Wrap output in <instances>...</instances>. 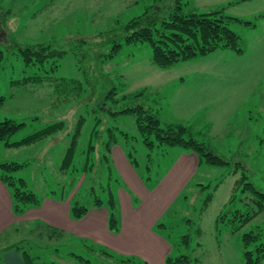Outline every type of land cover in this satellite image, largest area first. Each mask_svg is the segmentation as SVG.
I'll return each instance as SVG.
<instances>
[{
	"label": "rangeland",
	"instance_id": "obj_1",
	"mask_svg": "<svg viewBox=\"0 0 264 264\" xmlns=\"http://www.w3.org/2000/svg\"><path fill=\"white\" fill-rule=\"evenodd\" d=\"M181 2L185 12L224 7L253 20L231 23L245 53L218 49L162 68L147 42H126L122 27L131 18L150 5L169 17L177 0H0V121L24 122L10 141L63 123L31 144L0 142V162L22 163L11 174L40 198L16 211L15 185L0 179V264H17L25 250L54 264H245L243 233L264 231V210L234 230L242 222L235 211L259 210L246 183L264 192V0ZM40 43L65 51L45 67L52 77L81 81L80 94L75 85L58 95L50 81L12 85L38 71L25 65L20 47ZM138 104L156 109L163 125L191 126L224 162L155 136L146 142L135 113L123 111ZM48 201L61 207V224L43 216ZM79 204L88 210L75 217ZM181 255L190 261L179 262Z\"/></svg>",
	"mask_w": 264,
	"mask_h": 264
},
{
	"label": "trees",
	"instance_id": "obj_2",
	"mask_svg": "<svg viewBox=\"0 0 264 264\" xmlns=\"http://www.w3.org/2000/svg\"><path fill=\"white\" fill-rule=\"evenodd\" d=\"M235 21L255 26L252 21L226 14L224 7L208 12H185L181 0H177L169 13V17H162L159 9L154 8V5H150L145 12L131 18L123 25L122 35L128 43L147 42L152 48L154 63L162 68H167L181 61L205 56L218 49H231L239 54L244 53L245 47L242 37L231 26V23ZM119 46H121L120 42L116 43L114 48ZM20 50L25 65L27 67L36 66L38 71L21 79L12 80V85L38 84L50 81L54 83V92L58 95H62L63 92L69 93L70 89H75V85L78 88L76 92L80 94L82 90L81 81L76 78L52 77L45 67L51 56L62 54L65 52L64 50H56L51 45L42 43L20 47ZM4 57V51L0 47V65ZM57 67L58 63L55 60L52 69L55 70ZM69 86L72 88H69ZM5 100L6 95L0 91V108ZM123 111L135 113L138 129L146 142L153 143L151 138L155 136L162 144L180 145L193 149L201 157L205 156L206 161L209 163L224 162V159L215 154L206 142L195 138L191 126L182 123L163 125L158 111L142 104L124 108ZM23 125L24 122H18L13 118L0 121V142L5 141L6 146L31 144L56 133L63 127L62 122H56L31 133L19 141H10L11 136ZM79 132L80 128L77 129V133L73 136L71 145L66 152L63 162L64 167H67L74 158ZM23 166L22 163L18 162H0V172L2 173L0 179L8 184L15 185L16 211H22L27 206L40 204V198L36 192L24 189V187H27L25 179L16 178L11 174ZM17 181L20 182V186L17 185ZM246 185L258 195L259 210L245 213L240 210L235 211V213L242 216V222L234 228L235 231L264 210V192L259 191L251 182H247ZM111 202L113 203V199ZM73 209L75 217H80L87 212L88 207L79 204L76 207L73 206ZM111 221L114 225V213ZM242 238L245 248V264H261L264 258V231L259 229L257 232L253 230L244 232ZM22 258L25 264H54L39 263L36 257H33L27 250L23 251ZM177 260L186 263L190 261V258L188 255H181Z\"/></svg>",
	"mask_w": 264,
	"mask_h": 264
},
{
	"label": "crops",
	"instance_id": "obj_3",
	"mask_svg": "<svg viewBox=\"0 0 264 264\" xmlns=\"http://www.w3.org/2000/svg\"><path fill=\"white\" fill-rule=\"evenodd\" d=\"M239 18H241V17H239ZM242 19H244V18H242ZM244 20H248V19H244ZM249 21H252L253 23H255L253 20H249ZM251 26H254V25H251ZM255 26H256V23H255ZM0 186H2V181L0 182ZM3 201H4V197H3L2 194H0V229L2 228L3 221H4V216L2 214V213H4V209H3L4 203H3ZM46 208H47V212H43V216L48 221H50L51 223H54L55 225L61 224V221H64V216L61 215L62 209H61L60 206H58L57 203H55L53 201H50V202L48 201L46 203ZM131 247L132 246L130 244H127V243H125V244L122 245V248H125L126 251H130V248ZM17 256H18L17 264H25V262H24V260H23V258L21 256V254L17 253Z\"/></svg>",
	"mask_w": 264,
	"mask_h": 264
},
{
	"label": "water",
	"instance_id": "obj_4",
	"mask_svg": "<svg viewBox=\"0 0 264 264\" xmlns=\"http://www.w3.org/2000/svg\"><path fill=\"white\" fill-rule=\"evenodd\" d=\"M1 26H2V25H1V23H0V31H1Z\"/></svg>",
	"mask_w": 264,
	"mask_h": 264
}]
</instances>
